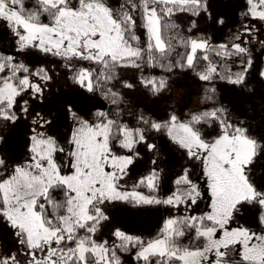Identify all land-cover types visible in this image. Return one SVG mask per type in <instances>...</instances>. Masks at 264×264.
<instances>
[{"label":"snow or ice","instance_id":"6c2138e0","mask_svg":"<svg viewBox=\"0 0 264 264\" xmlns=\"http://www.w3.org/2000/svg\"><path fill=\"white\" fill-rule=\"evenodd\" d=\"M261 36L264 0H0V264H264Z\"/></svg>","mask_w":264,"mask_h":264},{"label":"rangeland","instance_id":"374dc122","mask_svg":"<svg viewBox=\"0 0 264 264\" xmlns=\"http://www.w3.org/2000/svg\"><path fill=\"white\" fill-rule=\"evenodd\" d=\"M261 39H264V36H261ZM258 48V44L256 45ZM128 227L132 229L138 230L139 234L142 235H149L150 233L147 231L150 227L152 222L151 221H145L144 219H136V218H130L126 221Z\"/></svg>","mask_w":264,"mask_h":264},{"label":"trees","instance_id":"16d2710c","mask_svg":"<svg viewBox=\"0 0 264 264\" xmlns=\"http://www.w3.org/2000/svg\"><path fill=\"white\" fill-rule=\"evenodd\" d=\"M217 3H220V4H225V3H227V0H217ZM259 46V45H258ZM259 48V47H258ZM257 48V49H258ZM261 57H264V52H257V60L259 61V59L261 58ZM256 87H257V92L259 93V92H261V91H264V89H261L260 88V86L259 85H256ZM253 108L254 109H256L257 108V105L255 104V103H253ZM203 203V202H202ZM137 234H139V232H137ZM145 237H147L146 235H145ZM126 255V254H125Z\"/></svg>","mask_w":264,"mask_h":264}]
</instances>
